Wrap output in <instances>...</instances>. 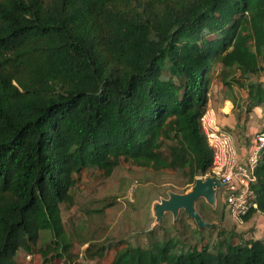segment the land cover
<instances>
[{"label": "trees", "instance_id": "16d2710c", "mask_svg": "<svg viewBox=\"0 0 264 264\" xmlns=\"http://www.w3.org/2000/svg\"><path fill=\"white\" fill-rule=\"evenodd\" d=\"M263 75L264 0H0V264L35 253L42 233L69 254L61 207L85 170L209 175L200 119L215 78L251 112ZM256 176L244 222L264 215V148ZM193 233L181 248L150 231L110 264H264V236L211 245Z\"/></svg>", "mask_w": 264, "mask_h": 264}, {"label": "rangeland", "instance_id": "374dc122", "mask_svg": "<svg viewBox=\"0 0 264 264\" xmlns=\"http://www.w3.org/2000/svg\"><path fill=\"white\" fill-rule=\"evenodd\" d=\"M256 81H264V75ZM224 97L222 104L232 110L224 127L234 136L238 151L244 152L253 144L255 137L264 130V106L248 112L246 93L236 85L224 86L216 77L210 92ZM210 94V93H209ZM189 184L178 172H154L122 162L110 177L102 171L85 170L73 190L74 203L61 207L62 221L71 242L69 254L56 255L54 248L47 250L50 236L42 233L35 253L20 252L18 264H110L118 249L127 245L146 246L148 233L156 231L161 236H175L181 242L197 239L193 233L196 223L183 210L174 221L166 213L160 223L155 224L153 204L169 198L168 192L183 194ZM197 209L204 220L214 223L213 231L203 229L205 243L213 244L223 238L238 244L252 238L264 236V215L257 213L249 222L236 223L229 215L221 193L216 208L204 199L197 202ZM198 228V227H197Z\"/></svg>", "mask_w": 264, "mask_h": 264}, {"label": "built area", "instance_id": "2783aa9c", "mask_svg": "<svg viewBox=\"0 0 264 264\" xmlns=\"http://www.w3.org/2000/svg\"><path fill=\"white\" fill-rule=\"evenodd\" d=\"M222 113L230 114L232 103ZM200 127L208 146L212 149L213 166L206 177H215L222 183L231 185L218 192L230 217L238 224L244 223V217L257 208L256 194L253 185L257 182L256 170L260 154L264 148V131L259 133L250 148L243 156L239 155L234 136L220 123L218 112L208 107L200 119Z\"/></svg>", "mask_w": 264, "mask_h": 264}, {"label": "water", "instance_id": "95a60500", "mask_svg": "<svg viewBox=\"0 0 264 264\" xmlns=\"http://www.w3.org/2000/svg\"><path fill=\"white\" fill-rule=\"evenodd\" d=\"M230 185V183H222L220 179L215 177H198L194 185L183 194L169 191V198L161 199V201L153 204L155 224L160 223L166 213H171L174 221H176L183 210L196 223L198 230L212 228L214 223L204 220L197 209V202L204 199L208 205L216 208L218 192Z\"/></svg>", "mask_w": 264, "mask_h": 264}, {"label": "crops", "instance_id": "0c3cea01", "mask_svg": "<svg viewBox=\"0 0 264 264\" xmlns=\"http://www.w3.org/2000/svg\"><path fill=\"white\" fill-rule=\"evenodd\" d=\"M224 99L223 96L219 95V94H215L212 92H210L209 94V107L214 108L218 114H219V120L220 123L224 126L225 125V120L227 119V117H223L222 115H224L222 113L224 104H222V100ZM227 102V101H226ZM229 115V114H228ZM225 116V115H224ZM227 116V115H226ZM240 156L244 155V152H241L240 150L238 151Z\"/></svg>", "mask_w": 264, "mask_h": 264}]
</instances>
